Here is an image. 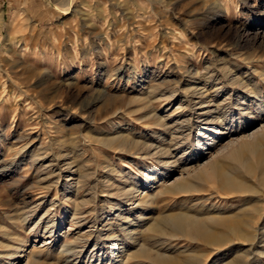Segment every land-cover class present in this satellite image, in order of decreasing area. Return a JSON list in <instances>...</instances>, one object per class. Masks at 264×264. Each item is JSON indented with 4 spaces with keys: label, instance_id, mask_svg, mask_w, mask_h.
Returning a JSON list of instances; mask_svg holds the SVG:
<instances>
[{
    "label": "rangeland",
    "instance_id": "374dc122",
    "mask_svg": "<svg viewBox=\"0 0 264 264\" xmlns=\"http://www.w3.org/2000/svg\"><path fill=\"white\" fill-rule=\"evenodd\" d=\"M0 264H264V0H0Z\"/></svg>",
    "mask_w": 264,
    "mask_h": 264
},
{
    "label": "bare ground",
    "instance_id": "6f19581e",
    "mask_svg": "<svg viewBox=\"0 0 264 264\" xmlns=\"http://www.w3.org/2000/svg\"><path fill=\"white\" fill-rule=\"evenodd\" d=\"M213 169L211 168V171ZM218 176L222 177V175H219V174ZM184 183L182 184V186L177 185L172 190V192L173 193L183 192L184 187L187 186V184L189 185L187 181ZM197 217H192V216H189L188 214L183 213V214L174 215L173 217L168 218L166 222L173 224L172 233L182 235L183 237L187 239H190L196 242H201L203 244H208L209 246L210 245L216 246V247L222 246L225 243H227V239L224 234L213 233L212 230L209 229L210 227L207 226L208 225L207 220L199 219V217L198 218ZM158 228H160V226L156 224L155 226L152 227V230L158 233Z\"/></svg>",
    "mask_w": 264,
    "mask_h": 264
}]
</instances>
